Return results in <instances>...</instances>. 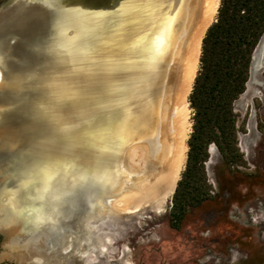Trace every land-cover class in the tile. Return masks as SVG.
Returning a JSON list of instances; mask_svg holds the SVG:
<instances>
[{
	"label": "water",
	"instance_id": "obj_1",
	"mask_svg": "<svg viewBox=\"0 0 264 264\" xmlns=\"http://www.w3.org/2000/svg\"><path fill=\"white\" fill-rule=\"evenodd\" d=\"M180 7V0H0V210L11 213L14 234L83 227L134 177L128 150L154 137L153 74L182 30ZM31 186L52 213L40 229L19 210L32 209ZM65 231L48 234L49 252Z\"/></svg>",
	"mask_w": 264,
	"mask_h": 264
},
{
	"label": "rangeland",
	"instance_id": "obj_2",
	"mask_svg": "<svg viewBox=\"0 0 264 264\" xmlns=\"http://www.w3.org/2000/svg\"><path fill=\"white\" fill-rule=\"evenodd\" d=\"M261 38L253 50L246 82H251L252 87L248 90L245 84L244 92L233 103L238 159L228 163L213 144L208 147L204 165L208 200L199 207L189 208L177 229L169 224L172 197L162 212L146 206L132 213L115 210L111 213L106 208L99 209L103 213L83 227L71 223L56 225L57 232L66 229L65 235L70 234L65 245L73 250L62 255L55 252L56 264H104L107 258L99 254L121 260L123 251L124 262L127 260L128 264H264V155L260 159L256 150L250 154L248 150L253 136L259 142L264 136V34ZM260 45L263 46L260 68L257 75H252L253 56ZM189 110L192 126L193 112L190 107ZM190 133L191 128L188 138ZM29 190L35 197L32 209L27 206L19 210L31 228L40 229L51 220L52 213L44 205L45 195H38L32 186ZM3 199L8 201L6 197ZM62 238L55 237L51 244ZM3 242L0 235V264H27L22 253L12 249L9 243L3 248ZM47 257L45 254L43 259L46 261Z\"/></svg>",
	"mask_w": 264,
	"mask_h": 264
},
{
	"label": "bare ground",
	"instance_id": "obj_3",
	"mask_svg": "<svg viewBox=\"0 0 264 264\" xmlns=\"http://www.w3.org/2000/svg\"><path fill=\"white\" fill-rule=\"evenodd\" d=\"M219 2L220 0H180V10L184 16L182 30L174 42L169 60L159 62L153 74L155 114L151 131L154 137L145 144L130 149L128 166L134 172V177L127 180L116 194L105 199L109 212L115 210L118 213H132L142 206L162 212L172 197L185 162L186 140L191 128L187 97L198 68L201 40L215 19ZM171 33L174 38L173 31ZM262 49L263 46L260 45L255 50L252 75H257L260 68L259 54ZM251 87L252 83L248 81L246 88L250 90ZM252 139L253 144L248 147L249 154L256 150L260 159L263 158L264 136L262 142L255 136ZM8 198L11 203L12 199ZM6 209L3 207L0 210V230L5 231L6 244H11L12 249L22 253L27 264H56L55 252H59V255L72 253V248L65 245L66 240L71 237L66 234L60 247H53L55 252L52 251V257L50 256L49 250L52 247L48 242V234L57 231L55 226H44L40 232H33V236L26 238H22L19 232L14 234L16 224ZM70 228L73 229L74 226ZM45 254L48 256L46 261L43 259Z\"/></svg>",
	"mask_w": 264,
	"mask_h": 264
},
{
	"label": "trees",
	"instance_id": "obj_4",
	"mask_svg": "<svg viewBox=\"0 0 264 264\" xmlns=\"http://www.w3.org/2000/svg\"><path fill=\"white\" fill-rule=\"evenodd\" d=\"M215 19L201 40L199 70L187 97L193 116L185 168L171 200L174 229L189 208L209 198L208 147L213 144L228 163L238 159L233 103L244 92L253 50L264 34V0H220Z\"/></svg>",
	"mask_w": 264,
	"mask_h": 264
},
{
	"label": "flooded vegetation",
	"instance_id": "obj_5",
	"mask_svg": "<svg viewBox=\"0 0 264 264\" xmlns=\"http://www.w3.org/2000/svg\"><path fill=\"white\" fill-rule=\"evenodd\" d=\"M73 252V251H72ZM99 254V253H98ZM100 255V257H105V258H107L106 260H103V262H104V264H128V263H126L127 262V260L124 262V258H125V255H126V253H125V251H123V253H122V257H121V260H117V259H111V257L109 258L108 257V254H99ZM116 257V256H115ZM98 263V262H97ZM96 263V264H97ZM99 263H100V261H99ZM94 264V263H93Z\"/></svg>",
	"mask_w": 264,
	"mask_h": 264
}]
</instances>
